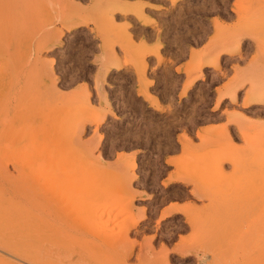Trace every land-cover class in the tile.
Masks as SVG:
<instances>
[{
	"label": "rangeland",
	"instance_id": "obj_1",
	"mask_svg": "<svg viewBox=\"0 0 264 264\" xmlns=\"http://www.w3.org/2000/svg\"><path fill=\"white\" fill-rule=\"evenodd\" d=\"M40 1L39 11L30 9L29 2L31 6L25 5L27 16L36 10L25 19L39 22L44 38L53 27L54 43L39 51L44 72L36 81L25 79L20 85L30 104L37 99L33 112L44 117L42 121L57 135L51 143L58 154L53 153L46 165L43 159L39 162L45 170L38 177L54 182L52 194L57 188L59 197L56 194L53 200L58 201L42 211L49 209V215L56 214L57 221L61 217V223H56L60 224L56 241H44L42 249L54 255L55 264H257L246 241L264 181V101L245 102L264 92V0H170L171 34H192V43L202 46L191 53L178 100L166 103L165 97L174 98L180 74H173L168 66L146 71L143 39L135 43L128 20H117L122 11L136 14L138 4L123 6L112 0L120 4L102 8L104 0ZM105 12L112 13L115 27L107 22L110 17ZM76 17L84 24L73 27ZM139 17L145 16L139 12ZM6 20L7 25L16 23V18ZM31 33L22 46L28 52L33 49ZM2 47L0 67L2 56L19 50ZM119 50L124 52L122 59ZM50 58L51 67L46 63ZM157 59L161 61L163 55ZM122 62L133 71L113 67ZM104 67L108 70L100 74ZM8 86L1 85L0 92ZM134 91L156 109L144 107ZM1 97L0 116L8 102ZM18 101L14 104H21ZM3 121L0 159L10 153L3 145L12 143L8 131L1 129ZM38 147L46 150L43 139ZM7 165L12 170L9 161ZM59 168L64 175L58 176ZM48 169L56 175L50 176ZM173 173L176 177L164 183ZM4 181L0 175L3 186ZM37 184L40 195L41 183ZM1 203L3 218L8 208L3 212L6 206ZM173 204L177 208L172 209ZM141 211L145 216L134 219ZM9 216L10 220L4 216L8 223L13 219ZM63 216L69 223L71 217V224L65 225L68 220ZM235 235L240 242L231 250L228 245ZM0 236L9 243L19 241ZM130 242L133 248L127 255ZM2 248L0 264H29L27 257L18 258Z\"/></svg>",
	"mask_w": 264,
	"mask_h": 264
},
{
	"label": "bare ground",
	"instance_id": "obj_2",
	"mask_svg": "<svg viewBox=\"0 0 264 264\" xmlns=\"http://www.w3.org/2000/svg\"><path fill=\"white\" fill-rule=\"evenodd\" d=\"M28 2L30 4H32V6L29 4L31 6L30 9L35 7V9L37 10L38 4L41 1L40 0H0V24H1L0 25L1 26L0 27V46H1V48H3L2 46H4V47H15L17 49L19 48V50L14 54H10L9 56L8 55L2 56L1 60H3V63L0 67V86L3 84H7V85H9L8 87L10 88L5 93L0 92V97L4 96L6 99H8V102L6 105V110L2 111V113L4 112L3 113L4 115L0 116V120L1 121L4 120L2 125H1V129L3 128V130L8 131L7 133H9L11 139L9 136H7V138H9L10 142L12 141L11 144L9 142L6 143V144L9 143L10 144V145L8 144L9 146L2 144L4 147H9L7 149V151L10 153L6 157H3L0 159V167H1L0 171L2 172V173H0V175L5 180L4 182L6 183V184H4V186L2 184H0V200L3 199L0 202H2L1 204H3V202H4V209L6 206V209L3 210V212H5L8 208L7 211L9 213L6 211L7 218L9 215H10L9 217L13 218V219H11L12 222L10 221L11 223L9 222L10 223L9 224L6 221L7 218H4V216H6V214H2L3 218L5 219L6 224H8V225H6L5 222L3 220H1L3 218L0 216L1 222L3 221V223H4V224L0 223V235L8 236V237H15L17 239L19 238V241L16 243H9L8 241L4 240L3 238H2L3 240L0 238V247H3L4 249H7V250L9 249L8 251L11 252L13 255L18 256V258L19 257L20 258L27 257L26 259L29 262V264H55V262L53 261L54 255H52V257H51V252L49 254L48 253L49 251L46 252V250H45L46 247L44 249H42L41 246L44 244L43 243L44 241L50 242L49 240H51V239L55 240L56 239L55 237L58 236V234L56 236V233L59 229H56V228H58L57 226H59L60 224L56 225V223L58 221L61 223V221H60L61 217L59 216L60 218L57 221V218L55 217L57 215L55 213H54L55 216L53 214H52V216H50L49 213H51V212H49V209L47 212L45 210H47V208H50L49 207L51 205L50 202L57 203L58 200L55 199V201H54L53 199L55 198L56 194H57V198H58L59 193H58L57 188L55 187L56 189H55V193H54V189H53V193H54V195H53L52 194V188H53V186H55V184L53 181H51L52 179L51 180H46V179L45 180H43V179L39 180V177H38L39 174L38 173L41 170L42 171L45 170L42 168L43 167L42 164L39 165V162L41 163L42 159L44 161H46L45 163H44V161L42 162L46 165L48 158H51V156H53V153L56 157L57 152L56 153L54 152V150H55L54 146L55 145L53 146L52 143L54 141H56L55 138L53 139V137H56L57 135L55 134V132H52L50 125H47L46 123H44V121H42L44 119V117L42 118V117L38 116L39 114L36 115L35 112H33L32 104H33V108H34V104H36L37 99H36V102L34 99H32V102H31L32 104H30L31 100L29 99V102H28V99L26 98L27 97L26 95H28V94L25 95L24 91L23 92L21 91L22 89H21V85H20L23 82L22 80L25 81V79L31 78V79H34V81H36L35 79H38L39 75H41L42 71L45 69V67H43L44 66L43 64H45V63H43V60H41L39 51L42 48L51 47V45L54 43V42L51 43V40L53 38L52 37L53 27L50 26L49 29L47 30V33H48L47 35H49L51 38L49 36H47L48 38L47 37L44 38L43 36H41L44 32L42 33L40 31V28L37 27L39 22L38 23L31 22L33 20L30 21V19L27 22L25 19L26 17L28 18V16H30V14H31L29 12V15L27 16V15H25V13L23 11V9L25 8V5L29 6L27 4ZM101 3H102L101 5H103L102 8L104 6L105 7L110 6V7L115 8L120 4L119 2L117 3V2L112 1V0L111 1H108V0L105 1L104 0ZM114 5H115V7H114ZM39 6H41V4ZM110 7H108V8H110ZM39 9H40V7L38 8L37 11H39ZM36 10H33V12H36ZM103 10H105V9H103ZM33 12H32V14L35 15V13H33ZM37 14L38 13H36V15ZM106 14H107V17L109 15L112 16L111 12L109 14L108 13H106ZM11 17H12V19L16 18L15 21H16V23H18V25H17L18 27L16 26V23L14 26L7 25L6 19H10ZM77 17L75 19L76 22L72 23L73 27L76 26L77 24H80V23L84 24V22H83L84 20L78 19L81 16L79 15V17L78 18ZM111 18L112 17H110V20L107 22L110 23V21H111L110 24H112V26L115 27V24H114V22H112ZM32 19H35V18H32ZM23 20L26 21L25 22L26 25H27V23L29 24V22H30V25H28L27 27H25L26 25H24L25 29L22 28V26L24 24ZM35 20L39 21V19H35ZM3 21H4V23H3ZM2 25H5V27L4 26L2 27ZM67 27L69 28V27H71V25H69ZM31 31L32 32L34 31V32L31 33ZM29 33L32 34L31 38H32V42H33V49L28 52V50L25 51L22 46H23V44L26 46L24 40L26 41L28 38L25 37V35H28ZM126 35H128V34H126ZM113 40L114 39H111V43L109 44L110 49L113 47L112 46ZM235 48L236 49L238 48V43L235 46ZM235 48H232V49L235 51ZM155 51H157V48ZM112 55L114 57V55H115L114 52L112 53ZM49 60L50 61L47 60L46 63H48L49 66L51 67V63H52L53 58H50ZM27 61H29V65L25 66ZM215 63L217 64V62H215ZM41 65H43V66H41ZM113 67L119 68L120 64L119 63L114 64ZM40 68L43 70L41 71ZM107 68L108 67H104L103 69L101 68L102 71H100L101 72L100 74H102L106 70H108ZM50 71H51V68H50ZM100 76H101V78L103 77V75H100ZM49 77L52 78L51 76H49ZM50 78H48V79L51 80ZM49 83H52V82L49 81ZM23 89H24V87H23ZM24 90H27V89H24ZM29 90H30V87H29ZM23 93H24L23 96L25 97V100H24L25 103L22 102V99H24V97H22ZM26 93H28V91ZM259 94H261V95L258 99L248 98L247 101L245 102V104H250V103L252 104V103H256V102H262L263 103L264 92H261ZM99 95H100V93H99ZM234 97L235 96H231V100H233ZM3 101L4 100H0V102L2 104H3ZM16 101H18L19 103L21 101V104L15 105L14 103ZM105 101L106 100L104 98V102ZM26 102H28V103H26ZM217 105H218V103L215 106L217 107ZM35 107L37 109V104L35 105ZM1 108H3V106H1ZM6 111H8V113H10L9 116L6 114ZM1 117L3 118V120L1 119ZM6 118H7V120L5 122ZM40 118H42V119H40ZM99 118H101V117H99ZM45 121H46V118H45ZM96 121H97V118H96ZM200 130H202V128ZM53 131H54V129H53ZM4 132L5 131H3V134H4ZM39 135L44 140V142L46 143V150H42L43 147H41V148L38 147L39 142L42 141V139L39 138ZM15 139H16V142L14 143ZM3 140H4V138H3ZM52 140H54V141H52ZM6 141L7 140H5V142ZM43 145H44V143H43ZM84 147L87 148V146H84ZM89 150H90V147H89ZM262 152H264V149ZM68 155L71 156L70 153ZM263 156H264V154H263ZM40 159H41V161H40ZM52 159H51V161H52ZM67 159H69V158L67 157ZM8 161L12 167V170H10V167L7 168V166H8L7 162ZM131 161L132 160H130V162ZM52 162H54V160ZM132 163H129V164H132ZM53 165H52V167H53ZM263 166H262V168H263ZM44 167L46 168V166H44ZM48 170H47V172L49 173L50 176H53V173H55L54 176L56 175L55 171H53V173L50 174L51 171L50 170L48 171ZM52 170H54V169L52 168ZM59 170L60 171H59L58 176L64 175L63 173L62 174L60 173L61 168H59ZM262 173H263L262 174V178H263L264 172H262ZM34 174H35L36 178L34 177ZM31 175H33L34 178ZM43 175H44V173H43ZM30 176H31V178H30ZM67 176H68V174H67ZM64 177H66V176H64ZM175 177H176L175 173L170 174L169 177L164 181V183L172 180ZM28 178H30L31 181H30V179L28 181ZM42 180H43V182L45 181L44 185H42V183H43V182H41ZM262 180H264V178ZM37 182L41 183L40 184V195L38 194V192H36L37 191L36 188L39 189L38 184L36 187ZM262 182H261V189H260V191L262 192L261 197L255 203V205H257V209H256L257 213L252 215L251 220H253V221H250V222H252V223H250V225H251L250 229H251L252 233L249 235V239L246 241L249 243V245L247 247H248V249L252 255L253 260L255 262H258V263L264 262V181H262ZM71 187L73 188V186H71ZM4 199H5V201H4ZM46 205H48V206H46ZM2 207H3V205H2ZM42 207H44L46 209L42 211V209H43ZM258 207H259V209H258ZM171 208L174 209L177 207H175V205L173 204ZM142 210L144 211V209H142ZM193 210H189V211H191V214L194 213ZM259 210H260V212L258 213ZM0 213H2V212L0 211ZM140 214H139L140 216L137 214L136 218H134V219H138L137 217L140 218V217L145 216L144 212H142ZM189 214L188 213H187V215L185 214L187 216L186 218H187L188 222L191 221V218H189ZM256 214H257V218L254 219L256 217ZM64 218L62 219V222L65 221ZM65 219H67V218H65ZM236 219H237V217L235 218V220ZM7 220H10V218H8ZM135 221H137V220H135ZM135 221H134V223H131L132 226L134 224H136ZM66 222L67 221H65V223ZM65 223H63V224H65ZM72 223H73V221H72ZM69 224H71V217H70V223L68 220V222L65 225H69ZM62 228H64V227H62ZM41 230H45L46 232L44 231V234H42ZM27 231H29V232H27ZM124 234H125L124 236L127 237V232H125ZM77 236L79 237L80 235H76V238H77ZM71 238H72V236H71ZM73 238H75V236H73ZM239 242H240L239 237L237 235H235L233 237V241L230 242L228 246L231 250L232 249L236 250V247H237V245H239ZM41 243H43V244L41 245ZM132 245H133V243L130 242L127 255H129L130 254L129 252L132 251V248H133ZM219 245H223V244L219 243ZM220 247H222V246H220ZM54 253H55V251H53V254ZM58 262H59V260H58Z\"/></svg>",
	"mask_w": 264,
	"mask_h": 264
},
{
	"label": "crops",
	"instance_id": "obj_3",
	"mask_svg": "<svg viewBox=\"0 0 264 264\" xmlns=\"http://www.w3.org/2000/svg\"><path fill=\"white\" fill-rule=\"evenodd\" d=\"M120 3H122L123 6L135 5V3L139 5L137 6L138 13L136 12L135 14L132 11L123 13L122 11L121 13H117V20L120 22L128 20V32L131 34V38L135 43L140 44L141 38L143 39L145 45L141 55L145 64H147L145 70L149 71L151 67L159 69L168 66L170 72L176 75L180 74L179 83L175 86L174 98H169V100L168 97H165L163 99L164 103L171 102L172 99L177 101L178 92L184 81L185 68L189 63L191 53L200 49L202 44L192 43L195 42L192 34L190 36L180 34L179 37L171 34L170 0H120ZM139 12L145 17H139ZM208 23L210 24V22ZM159 29L160 31L158 33ZM156 36H159V38ZM157 40L159 44L157 45V52H155L154 48L157 44ZM172 47L175 48L173 49ZM123 53L122 50H119L120 59H122ZM158 54L163 55L161 61L157 59ZM128 67L133 71L131 65L124 62H122L117 69L120 70ZM134 79L136 80L135 76ZM154 84L155 83L152 85ZM136 86L137 82L135 81L133 87L136 88ZM150 86L151 85H148L147 87L149 88ZM132 94L136 98H139V102H142L144 107L152 111L156 109L154 106L150 105L141 94L135 91ZM177 133L178 132H175V134Z\"/></svg>",
	"mask_w": 264,
	"mask_h": 264
}]
</instances>
